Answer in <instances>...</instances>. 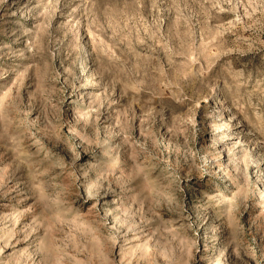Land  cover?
<instances>
[{"label": "clouds", "instance_id": "obj_1", "mask_svg": "<svg viewBox=\"0 0 264 264\" xmlns=\"http://www.w3.org/2000/svg\"><path fill=\"white\" fill-rule=\"evenodd\" d=\"M225 2L228 11L246 10L242 26L249 35L232 31L236 21L223 25L236 39L215 41V57L209 58L197 42L208 31L201 0H171L167 10L177 16L167 38L159 32L163 21L155 25L164 43L140 51L127 27L109 36L101 17L114 5L105 0H40L44 29L33 52L35 78L25 73L0 88V202L31 201L11 218V228L0 229V264H215L214 254L202 253L200 245L215 248L217 240L226 244L224 264H252L245 259L253 254L243 229L229 231L226 221L237 223L259 191L249 183L248 169L264 176V55L242 60L248 52L264 53V0ZM62 3L71 8L67 45L68 32L61 39L47 31ZM149 3L157 7V0ZM81 7L85 23L72 24ZM177 25L183 39L173 50L169 40L177 38ZM84 26L111 45L103 59L99 45L93 57L80 42ZM88 88L99 94L82 95ZM194 97H214L221 108L235 109L236 123L216 131L238 129L222 140L247 137L232 145L233 152H243L235 165L244 180L243 198L227 192L205 198L187 183L209 151L220 159L219 141L197 150L195 129L177 126L173 101ZM105 196L111 200L101 203ZM260 201L264 208V194Z\"/></svg>", "mask_w": 264, "mask_h": 264}, {"label": "rangeland", "instance_id": "obj_2", "mask_svg": "<svg viewBox=\"0 0 264 264\" xmlns=\"http://www.w3.org/2000/svg\"><path fill=\"white\" fill-rule=\"evenodd\" d=\"M201 2L205 4L204 12L206 13L205 19L207 20L208 31L205 33L206 38L198 36L197 42L209 58L215 57V41L221 38L232 41L236 39L235 36L222 27L223 25H232V21H236L237 24L232 25V31L244 33V38L247 39L249 33L245 32L242 26V21L247 16V12L243 7L237 6L233 11H228L229 5L225 0H206V2L201 0ZM245 2L247 0H239V4ZM39 3L40 0H0V88L7 89L11 87L17 78L25 73L35 78V71L36 68H39V65L37 64L35 68L32 67L34 63L33 52H36L38 47L37 33L44 29L43 17L40 16L43 8L38 6ZM105 3L114 5L109 7L106 14L101 17V23L108 28L109 36L120 28L127 27L130 30L129 40L132 42V47L137 51L148 49L153 45L160 47L164 41L159 39L156 34L155 25L157 20L163 21L159 28L160 36L167 38L168 28L177 16L175 9L172 11L167 10L171 0H157L156 8L151 7L149 0H105ZM213 3L217 4L218 7L213 8ZM231 3L237 5L238 0H231ZM70 11L71 8H64L62 3L61 10L52 18L51 27L47 29V31L53 32L61 39L64 38V32H68L65 45L72 39L68 27V13ZM85 12L84 7L78 9L71 18L72 24H75L77 20L85 23L81 19ZM214 16H218L219 21L214 20ZM62 24L66 27L57 31ZM177 28V38L169 40V47L173 50L180 49L183 39V29L179 25H177ZM79 36L80 42L87 44L93 57L96 56L95 49L98 45L100 47L99 55L102 59L105 57V52L111 49V45L103 35L89 30L86 26L80 28ZM97 37H99L98 40ZM261 40H264V36H261ZM247 46L245 45V47ZM141 55H145V52H141ZM262 55L264 53L248 52L244 54L242 60L247 61L255 56L258 61ZM37 58H39L38 52ZM179 59V57L176 58L177 63H179ZM54 63L57 70L63 72L59 61L56 60ZM218 63L222 64L223 58ZM29 82L25 80V85ZM84 93L98 95L99 90L81 89V94ZM89 95L84 96L86 104L89 102ZM179 101L180 98L173 101L179 108L176 113L177 126L183 128L184 125H187L195 129L194 143L196 149L199 150L201 146L208 147L219 141L215 145V150L219 153L220 159H213V153L209 151L203 165L197 166L196 172L192 174L187 183L191 184L193 190L205 198H215L217 193L222 194L225 192L243 198L245 195L244 180L242 176H238L235 167L237 158H243V152L239 148H236L233 152L232 145L246 142L247 137L242 135L235 140H222L221 138L225 134L230 135L232 131H238V129H225L224 132L216 131L229 121L232 124L236 123V121L231 120V113H234L235 109L229 110L227 106L221 108L214 97L203 99L194 97L192 100H184L183 103ZM225 145L228 146L225 147ZM221 148H223L222 152L220 151ZM240 167L243 168V165L241 164ZM261 171L264 172V165L261 166ZM248 177L249 183L259 191L248 198L246 201L247 209L242 210L237 223L231 221H226V223L231 224L229 231H235L237 228L243 229L244 240L253 254L251 258L245 257V259H251L252 264H257L259 261H264V208L261 207L260 201V194H264V176L257 174L255 168H249ZM110 200L111 196H105L101 203ZM30 203L31 201L25 202L23 200L19 204L16 201L9 204L7 200L0 202V229L11 228L13 224L11 218L24 213ZM25 220L26 217L21 220V225L25 223ZM22 247L23 244L17 245V249ZM225 247L226 244H222L220 240L215 242V248L212 245L205 246L203 243L200 245L202 253H207L209 257L214 254L215 264H224L228 258V253L224 251ZM12 251L13 249L9 247L5 255H9ZM228 252H231V249H228ZM231 259H235V256H232Z\"/></svg>", "mask_w": 264, "mask_h": 264}]
</instances>
